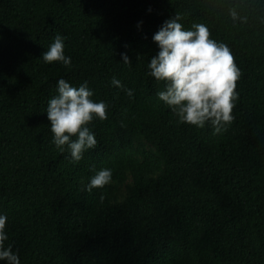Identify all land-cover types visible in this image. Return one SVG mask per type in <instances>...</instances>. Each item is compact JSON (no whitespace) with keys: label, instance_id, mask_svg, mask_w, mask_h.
<instances>
[{"label":"trees","instance_id":"obj_1","mask_svg":"<svg viewBox=\"0 0 264 264\" xmlns=\"http://www.w3.org/2000/svg\"><path fill=\"white\" fill-rule=\"evenodd\" d=\"M177 15L242 73L226 131L180 123L148 75ZM57 35L70 67L42 59ZM60 79L108 105L78 163L46 114ZM0 215L20 264H264V0H0Z\"/></svg>","mask_w":264,"mask_h":264},{"label":"clouds","instance_id":"obj_2","mask_svg":"<svg viewBox=\"0 0 264 264\" xmlns=\"http://www.w3.org/2000/svg\"><path fill=\"white\" fill-rule=\"evenodd\" d=\"M230 16L233 21L240 19L235 10L230 11ZM179 20L177 15L165 21L154 35L159 52L148 63V75L165 85V90L157 95L180 123L201 129L210 124L214 134L226 131L234 120L233 112L239 97L237 81L242 73L234 62L231 49L211 39V31L205 24H193V30H185ZM121 55L125 64H131L126 53ZM42 59L49 64L59 62L65 67L71 66V58L64 54V40L60 35L42 54ZM112 84L123 87L115 77ZM57 91L46 109L53 143L61 152L66 145L71 160L78 163L87 150L96 147V137L88 125L94 120H107L108 105L92 99L93 92L86 82L77 88L60 79ZM125 91L132 97V90ZM112 175V170L107 168L95 171L85 190L91 193L104 189L112 183ZM99 199L103 202L104 195L101 194ZM7 219L6 215H0V261L20 264L19 255L13 252L12 246L5 248Z\"/></svg>","mask_w":264,"mask_h":264}]
</instances>
